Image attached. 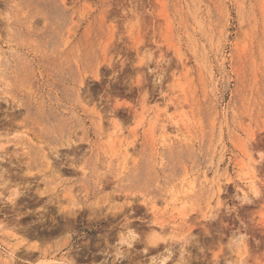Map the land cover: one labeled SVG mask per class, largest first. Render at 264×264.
Instances as JSON below:
<instances>
[{
	"label": "rangeland",
	"instance_id": "rangeland-1",
	"mask_svg": "<svg viewBox=\"0 0 264 264\" xmlns=\"http://www.w3.org/2000/svg\"><path fill=\"white\" fill-rule=\"evenodd\" d=\"M0 264H264V0H0Z\"/></svg>",
	"mask_w": 264,
	"mask_h": 264
},
{
	"label": "bare ground",
	"instance_id": "bare-ground-1",
	"mask_svg": "<svg viewBox=\"0 0 264 264\" xmlns=\"http://www.w3.org/2000/svg\"><path fill=\"white\" fill-rule=\"evenodd\" d=\"M219 195V194H218ZM244 195H246L245 193H244ZM220 196V195H219ZM220 198V197H219ZM212 203V202H211Z\"/></svg>",
	"mask_w": 264,
	"mask_h": 264
}]
</instances>
